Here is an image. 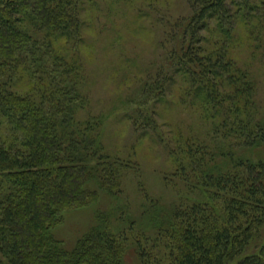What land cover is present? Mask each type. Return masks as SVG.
Returning <instances> with one entry per match:
<instances>
[{
	"label": "trees",
	"instance_id": "1",
	"mask_svg": "<svg viewBox=\"0 0 264 264\" xmlns=\"http://www.w3.org/2000/svg\"><path fill=\"white\" fill-rule=\"evenodd\" d=\"M93 1L0 0V264H264V78L229 50L241 23L263 45L264 0H187L188 14L160 20L164 60L143 94L159 104L181 82L197 123L165 136L154 109L123 115L163 144L177 196L167 210L138 182L137 219L124 177L139 162L108 153L103 118L82 115L81 14ZM87 206L92 223L66 242L67 212Z\"/></svg>",
	"mask_w": 264,
	"mask_h": 264
},
{
	"label": "rangeland",
	"instance_id": "2",
	"mask_svg": "<svg viewBox=\"0 0 264 264\" xmlns=\"http://www.w3.org/2000/svg\"><path fill=\"white\" fill-rule=\"evenodd\" d=\"M188 13L187 0H94L85 3L81 14L83 42L80 49L87 75L85 91L89 99L82 115L93 114L103 118L108 153L122 158L129 155L139 162L137 173L128 171L124 177L125 200H129L128 211L135 219L139 217L144 202L138 182L152 197H158L166 209L176 203L177 196L163 180V174L169 172L172 164L165 147L154 133L153 138L143 135L142 130H136L123 115L135 109L146 113L154 109L152 115L155 114L158 130L165 136L169 127L175 129L177 126V130L185 132L197 123V114L178 101L185 91L181 82L173 87L172 80L167 81L163 92L166 101L163 99L159 104L154 101L157 99L155 92L143 94L144 81L153 77L164 60L159 44L164 30L160 20H174ZM246 30L242 23L238 26L239 44H230V54L239 64L248 66L256 82L261 84L264 78V43L259 48L254 47L249 38L255 41L256 37L249 36ZM208 37L212 38L211 35ZM257 98L264 105L263 89L258 91ZM257 150L246 154L239 149L235 152L255 159L262 151ZM115 203L119 204V200ZM111 204L112 200L103 196L100 207L107 208ZM94 209L87 206L67 212L58 235L70 242L72 236L92 223Z\"/></svg>",
	"mask_w": 264,
	"mask_h": 264
}]
</instances>
